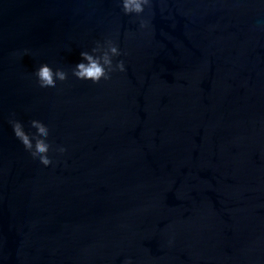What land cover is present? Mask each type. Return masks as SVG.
Here are the masks:
<instances>
[{
  "label": "water",
  "instance_id": "water-1",
  "mask_svg": "<svg viewBox=\"0 0 264 264\" xmlns=\"http://www.w3.org/2000/svg\"><path fill=\"white\" fill-rule=\"evenodd\" d=\"M148 21L140 28V20ZM117 41L124 73L71 68ZM41 63L68 72L55 90ZM67 152L31 159L12 114ZM264 264V4L0 0V264Z\"/></svg>",
  "mask_w": 264,
  "mask_h": 264
},
{
  "label": "clouds",
  "instance_id": "clouds-1",
  "mask_svg": "<svg viewBox=\"0 0 264 264\" xmlns=\"http://www.w3.org/2000/svg\"><path fill=\"white\" fill-rule=\"evenodd\" d=\"M119 7L126 16L143 17L146 9H151L153 0H118ZM264 4V0H260ZM140 28H146L148 21L140 20ZM80 60L71 68V75L77 80L99 84L108 81L116 72L124 73L126 64L119 57L127 55L122 51L117 41L106 38L97 40L90 49H83L79 53ZM36 83L41 89L55 90L58 82L68 79V72L63 68L54 67L49 63H41L34 71ZM14 137L23 146L31 159L38 161L44 167L53 166L56 162L54 154L63 155L67 147L56 144L51 139L52 129L49 124L40 119H31L27 125L21 119L15 118V113L9 120ZM123 264H134L131 257L126 258Z\"/></svg>",
  "mask_w": 264,
  "mask_h": 264
}]
</instances>
